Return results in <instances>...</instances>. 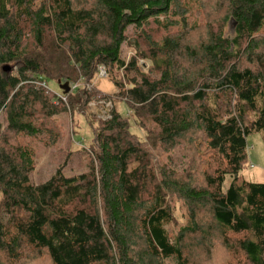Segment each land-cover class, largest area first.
I'll return each instance as SVG.
<instances>
[{
	"label": "trees",
	"instance_id": "obj_1",
	"mask_svg": "<svg viewBox=\"0 0 264 264\" xmlns=\"http://www.w3.org/2000/svg\"><path fill=\"white\" fill-rule=\"evenodd\" d=\"M100 66L116 94L86 88ZM67 113L90 139L35 182ZM262 130L264 0H0V264H264V183L240 177Z\"/></svg>",
	"mask_w": 264,
	"mask_h": 264
},
{
	"label": "rangeland",
	"instance_id": "obj_2",
	"mask_svg": "<svg viewBox=\"0 0 264 264\" xmlns=\"http://www.w3.org/2000/svg\"><path fill=\"white\" fill-rule=\"evenodd\" d=\"M133 28H129L127 33L132 34ZM159 39V38H158ZM134 54L133 49L130 47V45L127 43L123 44L122 46V56L129 60L130 57ZM139 64L142 65L145 69L152 66V61L147 59H140ZM130 87L132 85H129ZM98 88L104 92L110 93L112 95L116 94V87L114 86L113 81L108 77H101L98 76L92 84H89L86 86L87 89L92 88ZM65 99V98H64ZM114 107L121 111L122 113H127L130 118L132 119V130L138 134L139 137L144 138V134L141 131L140 127L136 123V121L133 118L132 111L127 109L124 101L119 100L116 102V104H113ZM89 108L92 113L94 119H105L107 117V106L105 107L103 105V100H92L89 103ZM74 117V118H73ZM70 113L61 115L58 117V122L61 124L62 128L64 129V135H63V141L60 142L55 149L51 148L45 149L43 146H40L39 149V159L37 163V168L32 175V179L35 182H42L47 180L56 170L57 166L62 163L63 161V153H65L67 142L66 139L68 137H71L72 135H80L84 139V143L87 144L90 139V132L88 125L85 122V119L83 116H81L79 113L73 116ZM74 125V128H73ZM78 126L75 127V126ZM76 128V132H73V130ZM80 144V143H77ZM81 145V144H80ZM247 148H248V156H249V163L248 165L240 172V177L242 179L252 181V182H261L264 183V130L260 132H255L250 134L247 137ZM177 155V154H176ZM232 181V178L230 176H227L225 182L223 183V189L226 191L229 188V185ZM179 216V214H178ZM180 218V217H179ZM182 223L181 220L179 224ZM180 226L171 224L170 229L171 232L175 235L178 231ZM222 248L217 245V251L214 250L216 253L213 255H218L219 250ZM223 254V253H222ZM217 257V259H215ZM211 257L210 260L214 258L215 261L218 259V256ZM225 258V257H224ZM222 258V259H224ZM172 262V261H171ZM173 263V262H172ZM19 264H48L47 262L40 261V260H29L26 262H21ZM201 264H212L209 261H202Z\"/></svg>",
	"mask_w": 264,
	"mask_h": 264
},
{
	"label": "built area",
	"instance_id": "obj_3",
	"mask_svg": "<svg viewBox=\"0 0 264 264\" xmlns=\"http://www.w3.org/2000/svg\"><path fill=\"white\" fill-rule=\"evenodd\" d=\"M99 76H101L103 78L107 77V73H106L105 68L103 66L99 67ZM105 105L107 107H112V103L110 101L106 102ZM107 117H109V115H107Z\"/></svg>",
	"mask_w": 264,
	"mask_h": 264
},
{
	"label": "water",
	"instance_id": "obj_4",
	"mask_svg": "<svg viewBox=\"0 0 264 264\" xmlns=\"http://www.w3.org/2000/svg\"><path fill=\"white\" fill-rule=\"evenodd\" d=\"M4 69L8 70L9 67L6 66V67H4ZM61 89L64 90V93H67L68 91H70L71 87H70L69 83H64V84L61 85Z\"/></svg>",
	"mask_w": 264,
	"mask_h": 264
}]
</instances>
